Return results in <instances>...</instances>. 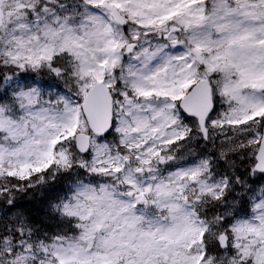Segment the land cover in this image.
Here are the masks:
<instances>
[{"label": "snow or ice", "instance_id": "snow-or-ice-1", "mask_svg": "<svg viewBox=\"0 0 264 264\" xmlns=\"http://www.w3.org/2000/svg\"><path fill=\"white\" fill-rule=\"evenodd\" d=\"M0 264H264V0H0Z\"/></svg>", "mask_w": 264, "mask_h": 264}]
</instances>
